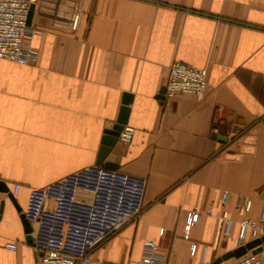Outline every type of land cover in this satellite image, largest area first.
Returning <instances> with one entry per match:
<instances>
[{"label":"crops","instance_id":"crops-1","mask_svg":"<svg viewBox=\"0 0 264 264\" xmlns=\"http://www.w3.org/2000/svg\"><path fill=\"white\" fill-rule=\"evenodd\" d=\"M27 27L37 60L0 58V180L18 184L0 190V264H38L21 219L30 189L99 164L126 93L134 132L105 159L146 178L144 209L94 255L141 264L153 238L168 264H215L237 247L238 195L253 196L254 217L264 203V0H35ZM175 59L208 68L203 98L160 97Z\"/></svg>","mask_w":264,"mask_h":264},{"label":"built area","instance_id":"built-area-1","mask_svg":"<svg viewBox=\"0 0 264 264\" xmlns=\"http://www.w3.org/2000/svg\"><path fill=\"white\" fill-rule=\"evenodd\" d=\"M33 1L0 0V58L21 64L37 60V49L25 41L29 35L27 16ZM79 19L80 11H76L72 16L73 28H77ZM208 73L206 66L198 67L186 59H175L169 67L165 97L193 93L203 98ZM133 132V126L125 125L119 139L131 140ZM145 188V177L95 164L43 187L30 189L23 212L30 224L29 234L38 253V264H117L99 259L94 253L105 240L141 214ZM17 189L18 184L14 183L10 193L15 195ZM228 197V191H224V204ZM49 199L53 200L51 206ZM253 202L251 195H238L236 206L242 215L238 245L264 235V203L260 214L254 217L251 214ZM212 210V207L206 209L208 212ZM201 214L198 205L188 211L186 233L198 222ZM221 216L224 233L229 235L233 226L229 210L223 208ZM5 246L15 248L16 244L7 241ZM198 246L196 241L191 243L193 254ZM141 264H168L167 257L159 251L153 238L144 240ZM219 264H264V248L259 252L248 249L244 254L223 259Z\"/></svg>","mask_w":264,"mask_h":264},{"label":"water","instance_id":"water-1","mask_svg":"<svg viewBox=\"0 0 264 264\" xmlns=\"http://www.w3.org/2000/svg\"><path fill=\"white\" fill-rule=\"evenodd\" d=\"M31 16V5L28 11V16H27V22H29V18ZM165 85L161 88L160 90V97L164 98L165 97ZM130 102V93H126L125 94V98H124V105L121 108L119 117L116 121V123L111 127L106 129V134L103 137V141H102V146H101V153H100V158H99V164L102 166H105L107 168H117L118 167V163L116 161H110V160H106V156L107 154L113 149V147L115 146V144L117 143V141L119 140L120 137V133L122 131V129L124 128V125L127 123V119H128V111H129V106L127 105ZM216 133V131H215ZM219 139L222 140H226L227 136L219 134L218 135ZM0 190L6 192L7 196H9L10 198H12V194L10 193V191H8V187L5 184V182L3 180H0ZM3 200H1L0 202V206H2ZM21 219L24 225V230L26 232V239L28 241H31V236L29 234L30 231V224L29 222L26 220L25 216H24V212L21 213ZM264 248V235H262L261 237H256L253 238L249 241H247L246 243L240 244L237 247H235L232 250H229L225 253H223L221 256H219L216 260H215V264L221 262L223 259L232 257V256H240L242 254H244L245 252L248 251V249H252L253 252H259L260 250H262ZM34 253H35V257L38 260V253L37 250L34 248Z\"/></svg>","mask_w":264,"mask_h":264}]
</instances>
